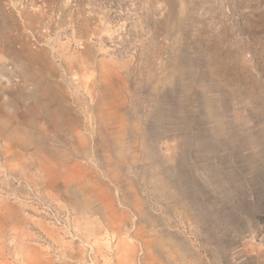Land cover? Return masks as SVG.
<instances>
[{
	"label": "rangeland",
	"instance_id": "rangeland-1",
	"mask_svg": "<svg viewBox=\"0 0 264 264\" xmlns=\"http://www.w3.org/2000/svg\"><path fill=\"white\" fill-rule=\"evenodd\" d=\"M93 23L106 29L78 39ZM7 53L30 61L0 63L28 74L0 79V264H26L36 219L90 242L50 196L49 147L100 170L143 236L135 264L151 237V264H247L264 249V0H0ZM15 117L27 148L10 139Z\"/></svg>",
	"mask_w": 264,
	"mask_h": 264
},
{
	"label": "crops",
	"instance_id": "crops-1",
	"mask_svg": "<svg viewBox=\"0 0 264 264\" xmlns=\"http://www.w3.org/2000/svg\"><path fill=\"white\" fill-rule=\"evenodd\" d=\"M72 27L62 26L65 30L68 28L72 29ZM75 27L77 28V38H82L87 42L98 30H104L106 26H97V23H93L91 26H85V31L81 30L82 26ZM21 33H23L22 28ZM90 40L88 42H91ZM91 43H93L91 46L94 48L97 45L99 46L97 41H92ZM13 45L22 51H30L27 40L22 36ZM29 61L28 54L16 56L7 53L5 56H0V63L5 65L7 63H15L27 66ZM2 73L9 78L16 77L17 74L23 80V82L21 81L22 83H25L24 81H26L28 75L27 73L3 70V72H0V79L3 76ZM81 73L83 75L87 74L86 71H81ZM58 74H62V72L59 71L57 76H59ZM4 103V98H1L0 105ZM51 121L53 122V120ZM63 123H54L53 126L64 128ZM12 125L14 130L10 135L11 141L17 144L18 147L27 148L29 134L24 127L28 124L21 118L15 117ZM62 138L66 140L68 138L70 140L78 139L77 142L79 143H87L89 141L87 136L78 138L77 136L68 135L62 136ZM46 147L43 146L44 149ZM48 151L52 154L50 157L54 164H52L53 167L51 169L53 176L48 179L47 189L54 201L73 214L76 231L84 239L96 246L99 258L103 261L102 264H108L110 261L113 262L112 264H135L137 240L142 239L143 236L139 231V227L133 230L134 221L124 207L116 202L115 191L113 192L107 184L96 176L101 173L100 170L89 168L75 160L70 162L67 153L65 154V151L60 148L51 149L49 147ZM56 164L58 165L54 167ZM137 202L138 204L140 203L139 200H136L135 204ZM36 220L38 241L35 244H29L31 246L28 247V252L25 249L23 250L22 257L26 264H81L83 262L84 250L79 244L71 239H66L65 232L61 234L60 229L49 225L42 219L40 221L39 219ZM40 239L42 243H39ZM150 239L153 240L152 237ZM143 240H147L144 242L147 245L145 253L148 264H151L152 255L149 248L151 240L148 241L147 238ZM249 254L253 255V259L252 262L247 264H264L263 248H253Z\"/></svg>",
	"mask_w": 264,
	"mask_h": 264
},
{
	"label": "built area",
	"instance_id": "built-area-1",
	"mask_svg": "<svg viewBox=\"0 0 264 264\" xmlns=\"http://www.w3.org/2000/svg\"><path fill=\"white\" fill-rule=\"evenodd\" d=\"M62 36L65 37V34H62ZM74 47H77V45L74 44ZM39 208L53 224L57 226H65V221L68 219V215L56 210L51 202L40 200ZM68 234L71 235L74 240L81 242L84 249V261L82 264H98L95 246L90 242L83 241L72 229L68 228Z\"/></svg>",
	"mask_w": 264,
	"mask_h": 264
}]
</instances>
